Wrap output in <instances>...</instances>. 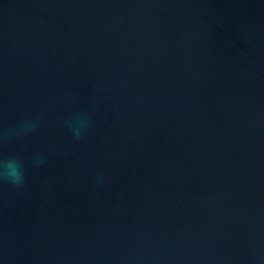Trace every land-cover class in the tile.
Wrapping results in <instances>:
<instances>
[{
  "label": "water",
  "instance_id": "water-1",
  "mask_svg": "<svg viewBox=\"0 0 264 264\" xmlns=\"http://www.w3.org/2000/svg\"><path fill=\"white\" fill-rule=\"evenodd\" d=\"M23 121L0 264H264V0H0Z\"/></svg>",
  "mask_w": 264,
  "mask_h": 264
},
{
  "label": "clouds",
  "instance_id": "clouds-1",
  "mask_svg": "<svg viewBox=\"0 0 264 264\" xmlns=\"http://www.w3.org/2000/svg\"><path fill=\"white\" fill-rule=\"evenodd\" d=\"M91 120L82 116H77L67 123L75 139L83 137L85 131L89 128ZM37 123L32 121H23L15 129L4 130L0 132V143L6 142L11 136H27L35 131ZM44 163V157L37 155L33 158V165L37 168ZM0 182H7L14 187H22L25 182V166L19 157H5L0 153Z\"/></svg>",
  "mask_w": 264,
  "mask_h": 264
}]
</instances>
